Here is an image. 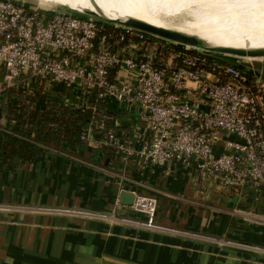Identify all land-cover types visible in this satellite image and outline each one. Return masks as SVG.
Masks as SVG:
<instances>
[{
	"label": "built area",
	"instance_id": "2783aa9c",
	"mask_svg": "<svg viewBox=\"0 0 264 264\" xmlns=\"http://www.w3.org/2000/svg\"><path fill=\"white\" fill-rule=\"evenodd\" d=\"M0 94L58 85L60 106L93 111L115 101L138 109L149 136L139 147L114 131L81 142L118 151L146 165L174 162L228 194H264V81L253 68L147 33L19 0H0ZM133 208L153 224L156 199L134 194ZM105 217V216H103ZM184 233V232H183ZM232 244L248 250L264 249Z\"/></svg>",
	"mask_w": 264,
	"mask_h": 264
},
{
	"label": "crops",
	"instance_id": "0c3cea01",
	"mask_svg": "<svg viewBox=\"0 0 264 264\" xmlns=\"http://www.w3.org/2000/svg\"><path fill=\"white\" fill-rule=\"evenodd\" d=\"M41 94L36 108H43L46 100L59 104L63 96L58 85H45ZM93 129V139L104 138L112 130L124 144L134 148L149 136L138 109H128L115 101L105 105ZM93 139L81 142L70 152L49 149L35 162H24L14 170L0 173V249L6 252L13 247L49 248L51 255L56 254L61 242L56 236L75 229L70 227L72 224L61 226L65 219L62 212L146 222V214L136 211L132 204L120 203L124 190L156 199L153 218L156 226L194 235L255 237L252 226L234 216L233 209L264 206V194H228L215 183L217 188H212V182L201 189L192 170L174 162L156 166L146 165L139 158L124 159L116 150L93 147ZM206 196L220 197L208 202ZM68 219L75 227L83 223L77 216ZM255 220L261 222L264 218ZM263 223L258 227L261 230H264ZM126 230L130 231L124 228L123 233ZM142 234L152 239L164 237L154 232H136V236ZM47 241L52 245L48 246ZM4 254L0 264H12L11 253Z\"/></svg>",
	"mask_w": 264,
	"mask_h": 264
},
{
	"label": "rangeland",
	"instance_id": "374dc122",
	"mask_svg": "<svg viewBox=\"0 0 264 264\" xmlns=\"http://www.w3.org/2000/svg\"><path fill=\"white\" fill-rule=\"evenodd\" d=\"M24 1L31 2L30 0ZM218 56L243 67L253 68L259 76H264V57L247 59L232 55ZM1 77L2 70L0 69V80ZM261 80L264 81L263 77ZM37 86L35 94L38 91L37 94L40 96L43 88H40L42 87L40 82ZM212 188H217L214 183ZM219 197L206 196V201L212 202ZM253 207L251 205L250 208L245 209L232 208L234 213L231 212L238 219L246 220L252 226L251 231L255 237L250 239L203 233L194 235L183 233L179 229L175 231L157 230L136 224L133 221L108 216L62 212L60 214L65 219L61 221V226L72 224L70 227L75 229L68 233L62 232L61 237L56 236L55 239L57 241L60 239L61 242L59 248H56L54 256L49 253L51 252L49 248L13 247L6 252L0 249V259L3 258L4 253L7 256H10L11 253L12 264H264V254L260 251L241 252L226 248V242L229 241L264 249V239H262L264 230L258 228L263 226L260 223L264 221L255 220L257 217L264 218V206ZM76 216L83 223H78L75 227L74 223L67 220ZM40 225L43 224L40 223ZM124 228L130 229V231L126 230L123 233ZM137 230L141 233L144 231L154 232L164 235V237L152 239L144 234L136 236ZM44 239L48 240V237ZM47 242L48 246L52 245L50 241Z\"/></svg>",
	"mask_w": 264,
	"mask_h": 264
},
{
	"label": "bare ground",
	"instance_id": "6f19581e",
	"mask_svg": "<svg viewBox=\"0 0 264 264\" xmlns=\"http://www.w3.org/2000/svg\"><path fill=\"white\" fill-rule=\"evenodd\" d=\"M30 1L41 8L62 5L71 9L91 11L114 20L133 19L148 22L158 27L195 35L209 47L264 49V0Z\"/></svg>",
	"mask_w": 264,
	"mask_h": 264
},
{
	"label": "trees",
	"instance_id": "16d2710c",
	"mask_svg": "<svg viewBox=\"0 0 264 264\" xmlns=\"http://www.w3.org/2000/svg\"><path fill=\"white\" fill-rule=\"evenodd\" d=\"M37 93L6 88L0 94V173L35 162L49 149L74 151L81 144L80 136L101 113V104L93 97L95 111L60 106L52 100L36 108Z\"/></svg>",
	"mask_w": 264,
	"mask_h": 264
},
{
	"label": "water",
	"instance_id": "95a60500",
	"mask_svg": "<svg viewBox=\"0 0 264 264\" xmlns=\"http://www.w3.org/2000/svg\"><path fill=\"white\" fill-rule=\"evenodd\" d=\"M21 2H24L25 4L30 5V6H37L33 4L32 1L28 3L24 0H21ZM45 8H52V9H57L61 11L71 12L74 14L89 16V17L98 19L100 21H104V22H108V23H112V24H116L120 26H125V27H131V28L143 31L150 36L163 39V40H167L177 45H181V46H184L190 49L201 50V51L212 53L215 55H232L236 57H261V58L264 57V49L263 50H245V49L232 48V47H209L205 45L204 41L201 38L195 35H189L183 32L158 27L148 22H144L140 20H133V19L114 20V19L103 17L91 11L71 9V8H68L62 5H49L48 7H45ZM133 200H134V195L131 192H128L125 190L121 192L120 203L132 204ZM226 248L230 250H234V251L252 252L251 250L241 248L236 245L232 246V245L227 244Z\"/></svg>",
	"mask_w": 264,
	"mask_h": 264
}]
</instances>
